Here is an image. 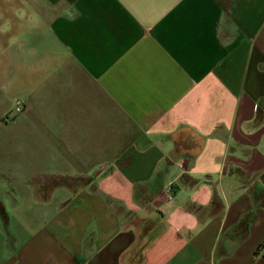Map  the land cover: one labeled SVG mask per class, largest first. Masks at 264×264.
<instances>
[{
	"label": "crops",
	"instance_id": "0c3cea01",
	"mask_svg": "<svg viewBox=\"0 0 264 264\" xmlns=\"http://www.w3.org/2000/svg\"><path fill=\"white\" fill-rule=\"evenodd\" d=\"M0 264H264V0H0Z\"/></svg>",
	"mask_w": 264,
	"mask_h": 264
},
{
	"label": "built area",
	"instance_id": "2783aa9c",
	"mask_svg": "<svg viewBox=\"0 0 264 264\" xmlns=\"http://www.w3.org/2000/svg\"><path fill=\"white\" fill-rule=\"evenodd\" d=\"M23 104L21 101H17L14 108L11 109L10 111H8L5 115H4V119L5 120H12L14 119L17 114L21 113L23 111Z\"/></svg>",
	"mask_w": 264,
	"mask_h": 264
}]
</instances>
